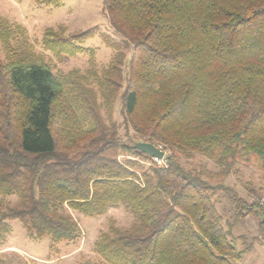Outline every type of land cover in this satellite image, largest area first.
Here are the masks:
<instances>
[{
  "label": "trees",
  "instance_id": "16d2710c",
  "mask_svg": "<svg viewBox=\"0 0 264 264\" xmlns=\"http://www.w3.org/2000/svg\"><path fill=\"white\" fill-rule=\"evenodd\" d=\"M58 7L61 0H37ZM120 43L107 66L53 73L26 30L0 19V243L17 220L32 237L81 235L64 210L87 216L124 205L128 228L111 225L95 242L108 264H236L233 224L213 196L228 192L235 218L257 211L229 187L185 169L176 154L202 155L229 174L236 155L264 162V0H102ZM91 29H45L41 44L75 56ZM122 89V91H121ZM135 135L171 153L161 165L122 142L112 110ZM102 110L109 121H106ZM125 153L151 160L121 161ZM261 198V196H260ZM264 235V218L259 221Z\"/></svg>",
  "mask_w": 264,
  "mask_h": 264
},
{
  "label": "rangeland",
  "instance_id": "374dc122",
  "mask_svg": "<svg viewBox=\"0 0 264 264\" xmlns=\"http://www.w3.org/2000/svg\"><path fill=\"white\" fill-rule=\"evenodd\" d=\"M0 19L22 26L35 51L49 62L55 74L67 73L73 69L83 72L91 64L98 70L106 67L115 53V49L109 46L106 40L120 43L126 55L124 72L126 71L130 44L124 42L110 26L102 0H61L58 7L38 3L37 0H0ZM48 27L60 28L64 34L91 29L93 36L81 44L82 50L75 56L56 57L42 48L41 39ZM0 56L5 57L1 45ZM101 112L105 120L109 121L105 111ZM110 120L117 125L122 142L133 145L145 141L135 135L123 121L120 112V92L116 96ZM170 153V150H165L161 163L154 160L153 163L161 165ZM176 156L185 169L202 172V178L211 184L229 187L249 203L259 201L261 204L264 199V162L254 153L236 155L229 174H222L220 167L202 155L195 154L190 159L181 154ZM118 157L121 161L131 160L138 164L139 172L152 163L151 160L123 152ZM213 200L223 219H228L233 224L231 229L232 235L236 237L234 243L237 249L245 247L243 242L249 244L256 240L243 252L236 264H264V235L259 229V221L264 217L255 211L235 218L234 205L226 190L218 189ZM17 201L15 196H9L2 198L0 203L2 207H6L16 204ZM262 206L264 208V202ZM63 213L69 214L80 227L81 235L77 240L55 243L49 236L32 237L19 221H9L10 232L0 243V264H40L39 258L44 260V258L59 257L73 251L74 256L60 264H108L96 253V240L102 233L107 232L111 225L128 228L133 224V217L124 205L112 206L98 216H87L69 209L64 210Z\"/></svg>",
  "mask_w": 264,
  "mask_h": 264
},
{
  "label": "water",
  "instance_id": "95a60500",
  "mask_svg": "<svg viewBox=\"0 0 264 264\" xmlns=\"http://www.w3.org/2000/svg\"><path fill=\"white\" fill-rule=\"evenodd\" d=\"M133 148L144 152L150 157L161 159L164 156V151L152 142L139 141L133 144Z\"/></svg>",
  "mask_w": 264,
  "mask_h": 264
},
{
  "label": "crops",
  "instance_id": "0c3cea01",
  "mask_svg": "<svg viewBox=\"0 0 264 264\" xmlns=\"http://www.w3.org/2000/svg\"><path fill=\"white\" fill-rule=\"evenodd\" d=\"M74 251L71 253H65L63 255H60L59 257H49V258H44V260L40 259V264H60V262H65L72 258Z\"/></svg>",
  "mask_w": 264,
  "mask_h": 264
},
{
  "label": "built area",
  "instance_id": "2783aa9c",
  "mask_svg": "<svg viewBox=\"0 0 264 264\" xmlns=\"http://www.w3.org/2000/svg\"><path fill=\"white\" fill-rule=\"evenodd\" d=\"M152 159H153L154 161H156L157 163H159V164L161 163L160 161L163 160V158L158 159V158H155V157H152ZM262 201L264 202V199H262ZM263 202H262V203H263Z\"/></svg>",
  "mask_w": 264,
  "mask_h": 264
}]
</instances>
